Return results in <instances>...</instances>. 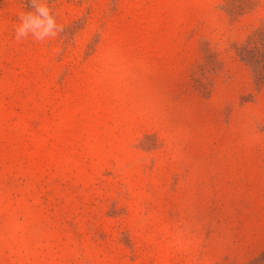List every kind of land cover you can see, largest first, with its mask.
I'll return each instance as SVG.
<instances>
[{
  "label": "rangeland",
  "instance_id": "obj_1",
  "mask_svg": "<svg viewBox=\"0 0 264 264\" xmlns=\"http://www.w3.org/2000/svg\"><path fill=\"white\" fill-rule=\"evenodd\" d=\"M0 0V264H264V0Z\"/></svg>",
  "mask_w": 264,
  "mask_h": 264
},
{
  "label": "clouds",
  "instance_id": "obj_2",
  "mask_svg": "<svg viewBox=\"0 0 264 264\" xmlns=\"http://www.w3.org/2000/svg\"><path fill=\"white\" fill-rule=\"evenodd\" d=\"M29 10L21 12L18 23L14 25V38L17 42L31 40L45 43L55 40L63 31L57 23L56 14L48 6V0H28Z\"/></svg>",
  "mask_w": 264,
  "mask_h": 264
}]
</instances>
